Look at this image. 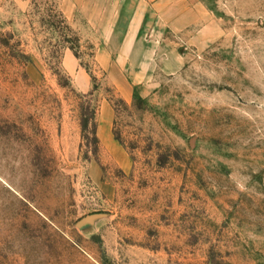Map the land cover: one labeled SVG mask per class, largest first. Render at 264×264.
<instances>
[{
    "label": "rangeland",
    "instance_id": "obj_1",
    "mask_svg": "<svg viewBox=\"0 0 264 264\" xmlns=\"http://www.w3.org/2000/svg\"><path fill=\"white\" fill-rule=\"evenodd\" d=\"M0 264H264V0H0Z\"/></svg>",
    "mask_w": 264,
    "mask_h": 264
},
{
    "label": "trees",
    "instance_id": "obj_2",
    "mask_svg": "<svg viewBox=\"0 0 264 264\" xmlns=\"http://www.w3.org/2000/svg\"><path fill=\"white\" fill-rule=\"evenodd\" d=\"M96 116H97V109L95 108L91 109L90 115H86L85 119L83 120L82 126L84 133H87L88 136H92L93 140L98 144L99 138L97 136L98 127L96 122Z\"/></svg>",
    "mask_w": 264,
    "mask_h": 264
}]
</instances>
